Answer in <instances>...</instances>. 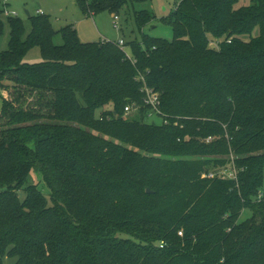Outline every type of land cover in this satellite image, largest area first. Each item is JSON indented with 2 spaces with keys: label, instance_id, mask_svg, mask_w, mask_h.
<instances>
[{
  "label": "trees",
  "instance_id": "1",
  "mask_svg": "<svg viewBox=\"0 0 264 264\" xmlns=\"http://www.w3.org/2000/svg\"><path fill=\"white\" fill-rule=\"evenodd\" d=\"M75 1L86 14L130 5L142 37L81 41L46 14L27 12L28 32L7 17L0 264H264V0H176L160 18L170 40L143 33L153 15L133 5L146 0ZM33 47L42 60L24 61ZM223 167L236 179L203 177Z\"/></svg>",
  "mask_w": 264,
  "mask_h": 264
},
{
  "label": "rangeland",
  "instance_id": "2",
  "mask_svg": "<svg viewBox=\"0 0 264 264\" xmlns=\"http://www.w3.org/2000/svg\"><path fill=\"white\" fill-rule=\"evenodd\" d=\"M251 0H239L236 3V7L247 5ZM176 0H146L142 3H134V9L147 10L152 15L151 21L145 25L142 29L143 33L163 37L168 40L172 39L171 25L167 21H161V17L169 15L174 9ZM2 12H0V19L3 22L2 33L0 34V51L7 48L9 41V24L7 21V15L3 12L7 10L9 15L12 13L19 17L23 24L25 25L26 32L30 29L29 17L30 15H37V10L40 9L46 14L54 29H59L64 25L71 24L77 31V35L81 41H99V40H112L117 41L120 38L125 41L129 40H140L142 34H140L133 22L132 8L130 5L117 14V18H114L112 14L107 11H100L95 14L84 13L79 4L75 0H8V3L4 5L0 4ZM116 19V20H115ZM115 21L118 23V28L114 26ZM258 29L256 28L253 34H257ZM54 42L59 44L62 43L61 35L58 33L54 37ZM123 45V46H124ZM211 46H216V44H211ZM126 52L129 54V49L125 48ZM42 60L41 53L38 47L31 48L25 55L24 61L33 63ZM11 83L8 80H0V107L2 104V96L10 98L13 96V91L9 90ZM12 93V94H11ZM37 93L33 92L29 94L26 92V97L23 101V106H33ZM132 110L127 112V115L135 113L136 108L131 106ZM151 110V108H149ZM46 112V110H42ZM156 118V117H155ZM157 119V118H156ZM210 167V165L208 166ZM41 176L32 172L29 177V183H39L41 191L47 195L48 189L40 183ZM261 193L264 195V177L263 184L261 187ZM250 211L245 209L240 216V220L249 217ZM12 258H5L3 264H12Z\"/></svg>",
  "mask_w": 264,
  "mask_h": 264
},
{
  "label": "built area",
  "instance_id": "3",
  "mask_svg": "<svg viewBox=\"0 0 264 264\" xmlns=\"http://www.w3.org/2000/svg\"><path fill=\"white\" fill-rule=\"evenodd\" d=\"M8 3V0H0V4L4 5ZM3 12L5 13V15L7 16H16V14L12 13L11 15H9V12L7 10L3 9ZM37 13H43L40 9L37 10ZM114 18H117V14L113 15ZM116 20V19H115ZM114 26L116 28H118V23L115 21ZM119 45L123 46L124 45V40L122 38H120L118 41H116ZM146 92V99L144 101V103L148 106H150L151 110L148 114V119L151 120L153 118H155L159 113L158 110V95L156 92H153L151 89H145ZM125 112H130L132 110V107L130 105L125 106ZM137 110V109H136ZM164 123H166V120H163ZM212 139V137H208L207 141H210ZM236 169L234 167L232 168H219L215 171H209L207 172V174H203V177H214V176H221V177H225V178H231V179H236ZM262 193L260 192L258 194V198L262 197ZM179 234H181V232H179Z\"/></svg>",
  "mask_w": 264,
  "mask_h": 264
},
{
  "label": "water",
  "instance_id": "4",
  "mask_svg": "<svg viewBox=\"0 0 264 264\" xmlns=\"http://www.w3.org/2000/svg\"><path fill=\"white\" fill-rule=\"evenodd\" d=\"M146 191L149 193L150 192V190L149 189H146Z\"/></svg>",
  "mask_w": 264,
  "mask_h": 264
},
{
  "label": "crops",
  "instance_id": "5",
  "mask_svg": "<svg viewBox=\"0 0 264 264\" xmlns=\"http://www.w3.org/2000/svg\"><path fill=\"white\" fill-rule=\"evenodd\" d=\"M39 10V9H38ZM112 15V14H111ZM103 40H106V39H103ZM115 41V40H114ZM118 41V40H117Z\"/></svg>",
  "mask_w": 264,
  "mask_h": 264
}]
</instances>
